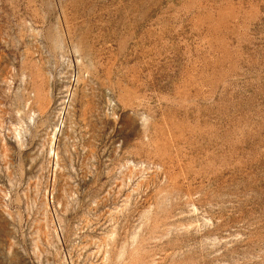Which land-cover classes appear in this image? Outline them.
Masks as SVG:
<instances>
[{
    "label": "rangeland",
    "instance_id": "obj_1",
    "mask_svg": "<svg viewBox=\"0 0 264 264\" xmlns=\"http://www.w3.org/2000/svg\"><path fill=\"white\" fill-rule=\"evenodd\" d=\"M0 264H264V0H0Z\"/></svg>",
    "mask_w": 264,
    "mask_h": 264
}]
</instances>
